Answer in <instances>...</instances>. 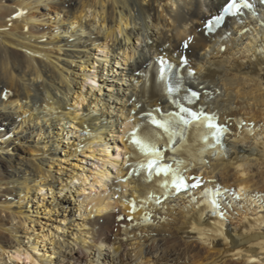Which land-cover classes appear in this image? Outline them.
<instances>
[{
    "label": "bare ground",
    "instance_id": "obj_1",
    "mask_svg": "<svg viewBox=\"0 0 264 264\" xmlns=\"http://www.w3.org/2000/svg\"><path fill=\"white\" fill-rule=\"evenodd\" d=\"M252 2L253 15L205 35L197 29L224 0H0V264H264V6ZM189 34L195 79L180 69L177 99L227 126L230 158L193 166L204 145L190 129L177 159L204 184L133 212L131 199L145 202L136 177L121 179L123 137L149 110H179L155 74L159 56L181 63ZM184 88L200 98L183 101ZM212 181L240 199L228 198L224 235L203 243L192 225L221 220L201 196Z\"/></svg>",
    "mask_w": 264,
    "mask_h": 264
},
{
    "label": "snow or ice",
    "instance_id": "obj_2",
    "mask_svg": "<svg viewBox=\"0 0 264 264\" xmlns=\"http://www.w3.org/2000/svg\"><path fill=\"white\" fill-rule=\"evenodd\" d=\"M264 3V0H261ZM255 11L254 5L250 0H224L222 6L216 11L215 14H210L203 22V28L197 29L205 35L213 34L221 29L229 16L239 17L243 14V10ZM17 17L22 15V12L15 14ZM242 23V21H241ZM247 31V29H245ZM230 32H226L221 39L230 36ZM195 37L189 34L180 45L185 53L190 49ZM167 47V45H165ZM163 60V58H159ZM181 63L173 65L171 62L163 61V65L159 69L158 81L163 84L173 103L179 109L176 112L164 113L160 109L149 110L145 113L148 123L137 124L130 132L126 133L123 137L130 148L131 152L124 157L128 162L125 165L126 175L122 180H129L136 177L138 180L137 186L141 188L138 193L139 200L144 201V205L138 203L137 199H131V210L134 212L139 207L145 206L147 203L153 205H161L162 199H167L170 196H176L181 192H187L189 189L201 187L204 181L201 177L186 178L183 173L188 170L191 160L177 159V156L188 150L185 133L191 129L196 128L199 131L198 139L203 142L204 147L200 149L199 154L195 157L198 165L203 167L207 161L203 158L206 154H211L215 159H228L229 149L224 145V133L227 128L224 125L214 123L218 119L216 114H209L204 107L199 111L186 107L181 103L177 97L185 84V77L178 75L173 69L187 70L188 77L195 79V72L188 64L187 55H181ZM93 84V81H88ZM143 87V85H142ZM183 101L188 104L195 103L201 93L190 88H184ZM207 95V93H205ZM137 107H141L137 101ZM171 151L172 156L166 157L165 152ZM171 160L173 163L166 161ZM244 175V173H241ZM143 178L146 182L141 185L139 178ZM191 179L192 183H188ZM214 187L204 188L201 192L204 202L211 206L213 212L218 215L221 220L220 223L212 228H198L195 224L192 225L191 231L199 233V239L203 243H208L214 236H223L222 231L224 224H226V209L231 208L233 205L229 202L231 200H239L240 196L235 189L223 188L215 181L211 182ZM117 191H121L118 189ZM243 191V187H241ZM193 201L195 197L192 198ZM199 207V205H197ZM242 206V205H241ZM120 220L127 219L132 221V217L119 216ZM144 223H151L150 210L141 217ZM127 232V228L125 229ZM47 239V237H45ZM125 239H128L125 235ZM226 239V237H225ZM28 264H36V261L31 255H27ZM252 264V262H250Z\"/></svg>",
    "mask_w": 264,
    "mask_h": 264
},
{
    "label": "rangeland",
    "instance_id": "obj_3",
    "mask_svg": "<svg viewBox=\"0 0 264 264\" xmlns=\"http://www.w3.org/2000/svg\"><path fill=\"white\" fill-rule=\"evenodd\" d=\"M60 53V54H59ZM61 53H63V52H58L57 53V51H54L53 52V54H54V58H55V61L56 60H60L61 58H63L64 57V55L63 54H61ZM57 56V57H56ZM58 57H60V59L58 58ZM61 67V66H60ZM123 69V68H122ZM32 81H33V79H32ZM35 81V80H34ZM35 83H36V81H35ZM18 146V149H20L19 148V145H17ZM19 151H21V149L19 150ZM0 158H1V156H0ZM2 159H4L3 158V156H2ZM66 166H70V165H66ZM35 207L36 206H34L33 208H32V210H35ZM44 209H45V211H44ZM37 210H35V213H33V216L35 217V218H38V220H40L41 222H43V223H45L44 225H46V228H51L52 227V221L49 219V217H48V215H46V213H47V210H46V207L45 208H42L41 209V211H39V214L36 212ZM46 216V217H45ZM48 217V218H47Z\"/></svg>",
    "mask_w": 264,
    "mask_h": 264
}]
</instances>
